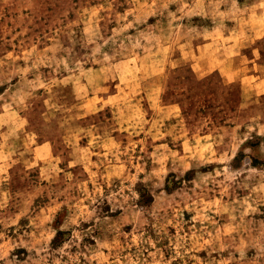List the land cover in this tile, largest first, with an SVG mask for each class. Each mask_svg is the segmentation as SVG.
<instances>
[{"label":"rangeland","instance_id":"374dc122","mask_svg":"<svg viewBox=\"0 0 264 264\" xmlns=\"http://www.w3.org/2000/svg\"><path fill=\"white\" fill-rule=\"evenodd\" d=\"M0 264H264V0H0Z\"/></svg>","mask_w":264,"mask_h":264}]
</instances>
